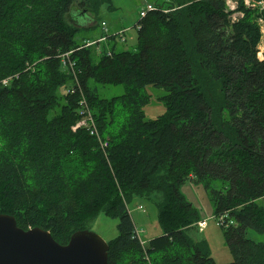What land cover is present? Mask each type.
<instances>
[{"label":"trees","instance_id":"obj_1","mask_svg":"<svg viewBox=\"0 0 264 264\" xmlns=\"http://www.w3.org/2000/svg\"><path fill=\"white\" fill-rule=\"evenodd\" d=\"M114 1L0 0V214L61 245L101 214L117 219L108 264H217L208 244L188 234L201 218L180 190L194 182L204 185L214 216L236 222L222 228L229 264H264V243L247 236L264 235L258 14L244 10L232 24L222 1L162 0L138 21L135 51L113 46L98 55L97 44L77 43L70 13L96 18ZM68 52L74 73L60 58ZM94 84L123 85L125 93L104 99ZM149 86L168 92L160 99L167 112L155 120L144 112ZM82 100L106 151L87 130H73ZM154 195L162 198L163 233L143 248L128 207Z\"/></svg>","mask_w":264,"mask_h":264},{"label":"rangeland","instance_id":"obj_2","mask_svg":"<svg viewBox=\"0 0 264 264\" xmlns=\"http://www.w3.org/2000/svg\"><path fill=\"white\" fill-rule=\"evenodd\" d=\"M161 2L162 0H115L112 10L108 9V6H104L96 18L93 12H86L85 16H81L82 12L80 13L77 9H74L70 13V19L72 23L80 28L76 36V41L79 44L85 43V47H88L86 44L89 42L99 45H95L98 55H102L101 53L106 51L108 53L113 46L116 47L117 52L135 51L138 45V30L136 26L141 18L140 13L149 4L155 5ZM103 23L106 24L109 30V36L115 38L111 43L106 42L103 44L100 41L104 32L102 28ZM120 32H125L126 42L121 41L118 35ZM263 52L264 34H261V39L257 46V54L259 55L257 57L260 61L264 60L262 59L264 58ZM67 55H69V59L74 67L73 70L76 72L77 66L71 57L72 53H64L60 55V58L62 57L63 59ZM93 86L98 89L100 96L104 99H111L125 93V87L123 85L94 84ZM147 92L151 96V101L144 108L145 117L147 120H155L167 112L166 104L160 99L168 95V92L165 88H156L153 86H149ZM81 102L80 109L83 110L85 107L81 105ZM212 188L217 190L221 189L222 182L217 180L213 181ZM180 191L186 200L192 203L198 210L201 218L200 221L208 220V227L205 230L199 228V221L190 228L188 231L189 236L195 242H206L209 246L211 256L217 264H229L233 262L232 254L224 236V230L217 226L218 218L214 216V205L204 185L187 182L181 187ZM161 199L160 195H154L149 199H134L129 204L128 209L136 230L140 235L141 242L143 243L141 246L143 248L145 244L161 236L163 233L158 218V205ZM259 204L264 206V198L259 200ZM117 226V219H112L101 214L89 225L88 230L99 235L108 243L118 236ZM247 236L251 240L264 243V235H260L253 230H249Z\"/></svg>","mask_w":264,"mask_h":264},{"label":"water","instance_id":"obj_3","mask_svg":"<svg viewBox=\"0 0 264 264\" xmlns=\"http://www.w3.org/2000/svg\"><path fill=\"white\" fill-rule=\"evenodd\" d=\"M108 252V243L90 230L61 245L49 231H25L13 216L0 214V264H108Z\"/></svg>","mask_w":264,"mask_h":264},{"label":"built area","instance_id":"obj_4","mask_svg":"<svg viewBox=\"0 0 264 264\" xmlns=\"http://www.w3.org/2000/svg\"><path fill=\"white\" fill-rule=\"evenodd\" d=\"M217 1H222L225 4V12L229 16V20L232 24L238 23L241 21L244 16H245V11L244 10H251L255 11L258 15L256 16L255 23L257 27L259 28L260 34H264V0H217ZM155 10V7L153 5H148L141 13L140 17L145 18L147 13L150 11ZM167 12V11H166ZM102 28L104 30V33L107 36H104L101 38V42L103 43L107 38H109V30L107 29V26L105 23L102 24ZM120 39L122 42H126V35L125 32H120L118 33ZM116 37V36H115ZM95 43H88L86 46L90 47ZM69 54H71L69 52ZM110 55V54H109ZM257 56H259L257 54ZM62 59V57H61ZM259 59V58H258ZM62 63L64 67L68 70L74 73L73 70V65L72 62L69 59V55L64 56L62 59ZM9 79H6L2 81L3 85H7L9 82ZM73 92V91H70ZM81 105L85 107L83 110H81V120L77 122V124L74 126L73 130L76 131L78 129H85L87 130L91 136H95L99 142V145L103 151H106L109 148V141L108 140H103L98 132V128L96 126V122L94 120L93 114L91 111L88 109V106L83 100L81 102ZM218 218L217 220V226L220 228H229L231 226H234L236 224L234 219L230 218L229 213H224L219 216H216ZM208 227V220H202L199 223V228L201 230H205ZM137 236L140 239L141 238L139 233L137 232ZM141 244H143L141 242Z\"/></svg>","mask_w":264,"mask_h":264},{"label":"crops","instance_id":"obj_5","mask_svg":"<svg viewBox=\"0 0 264 264\" xmlns=\"http://www.w3.org/2000/svg\"><path fill=\"white\" fill-rule=\"evenodd\" d=\"M112 41H114V40H109L108 43H111Z\"/></svg>","mask_w":264,"mask_h":264},{"label":"bare ground","instance_id":"obj_6","mask_svg":"<svg viewBox=\"0 0 264 264\" xmlns=\"http://www.w3.org/2000/svg\"><path fill=\"white\" fill-rule=\"evenodd\" d=\"M264 53V52H263ZM262 59H264V58H262ZM79 130V129H78Z\"/></svg>","mask_w":264,"mask_h":264}]
</instances>
